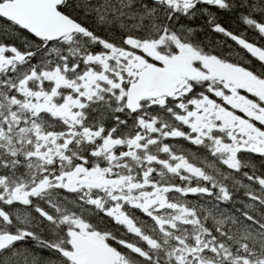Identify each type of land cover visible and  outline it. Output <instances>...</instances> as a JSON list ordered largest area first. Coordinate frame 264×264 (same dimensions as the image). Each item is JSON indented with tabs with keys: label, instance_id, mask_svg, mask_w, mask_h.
Returning a JSON list of instances; mask_svg holds the SVG:
<instances>
[{
	"label": "snow or ice",
	"instance_id": "6c2138e0",
	"mask_svg": "<svg viewBox=\"0 0 264 264\" xmlns=\"http://www.w3.org/2000/svg\"><path fill=\"white\" fill-rule=\"evenodd\" d=\"M0 264H264V0H0Z\"/></svg>",
	"mask_w": 264,
	"mask_h": 264
}]
</instances>
